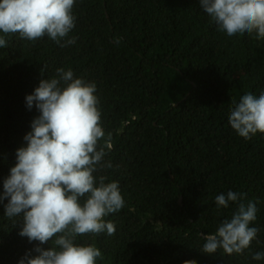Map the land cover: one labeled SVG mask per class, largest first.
<instances>
[{"label": "trees", "instance_id": "1", "mask_svg": "<svg viewBox=\"0 0 264 264\" xmlns=\"http://www.w3.org/2000/svg\"><path fill=\"white\" fill-rule=\"evenodd\" d=\"M72 11L75 27L60 44L13 33L0 47V194L39 114L26 95L71 68L96 83L113 165L97 175L118 181L125 200L104 218L113 235L76 237L101 250L96 264H264L252 258L264 252V133L245 139L229 123L233 101L264 92V40L218 31L199 0H75ZM230 190L256 204L250 226L260 230L241 254L203 253L201 233H215L237 209L216 205ZM6 203L0 264H18L39 242L19 235Z\"/></svg>", "mask_w": 264, "mask_h": 264}, {"label": "clouds", "instance_id": "2", "mask_svg": "<svg viewBox=\"0 0 264 264\" xmlns=\"http://www.w3.org/2000/svg\"><path fill=\"white\" fill-rule=\"evenodd\" d=\"M74 3L0 0V47L7 46L5 37L13 33L33 42L47 35L60 44L75 27ZM199 3L218 31L229 37L255 33L264 40V0ZM96 91L95 82L76 77L71 68H58L56 77L42 79L26 95L27 107L35 106L39 114L24 136L26 143L16 150V163L0 194V202L7 200L4 215L14 226L20 224L19 235L39 242L18 264H96L101 250L94 244L76 243V237L115 233V225L104 218L121 210L125 200L118 181L106 182V175H97L113 165L104 159L112 148L111 135L105 137ZM233 103L229 123L241 137L251 139L257 132L264 133V92L259 97L246 93ZM246 195L230 190L215 197L218 208H227L231 201L237 209L215 233H201L205 240L201 252L215 254L223 249L228 255L241 254L250 247L260 229L250 226L257 207L251 201L245 204ZM49 241H54L50 247H41ZM252 258L264 259V252Z\"/></svg>", "mask_w": 264, "mask_h": 264}]
</instances>
